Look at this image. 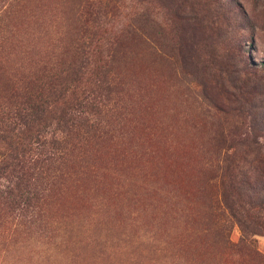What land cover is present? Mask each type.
Returning a JSON list of instances; mask_svg holds the SVG:
<instances>
[{"label": "rangeland", "instance_id": "1", "mask_svg": "<svg viewBox=\"0 0 264 264\" xmlns=\"http://www.w3.org/2000/svg\"><path fill=\"white\" fill-rule=\"evenodd\" d=\"M37 103L60 149L0 264H264L227 208L264 222V0H0V129Z\"/></svg>", "mask_w": 264, "mask_h": 264}, {"label": "trees", "instance_id": "2", "mask_svg": "<svg viewBox=\"0 0 264 264\" xmlns=\"http://www.w3.org/2000/svg\"><path fill=\"white\" fill-rule=\"evenodd\" d=\"M96 55L98 56V52H96ZM97 73V67L95 66L89 74L90 76H96ZM54 94L58 93L55 91ZM89 97L91 101H94L98 97L97 91H90ZM45 114L46 108L43 103H37V106L34 107L31 114H29L30 118L28 116L29 122H22V125L26 126L28 131V135L25 138L26 142H21L19 140L15 141L7 127H2L0 129L1 141L7 144H11L13 141L15 143L14 147L9 148L12 153L0 161V202L10 208L24 206L26 208L33 207L42 198L37 188L39 187L43 191L45 190V188H43L44 181L41 180H45L46 177L37 179L30 175L27 170L28 167H30L27 155L31 151H40V155L44 153L41 173H45L47 170L44 169V166L53 159L60 149V143L57 139L48 143L47 139H45L44 132L32 128L33 124H39L44 120ZM76 118L77 117H72L70 121H74ZM47 146H50V151L46 150ZM52 161H54V159ZM227 208L233 217L237 219L242 236L258 235L260 230L257 229H264L263 218L259 214L251 213L245 206L240 205L239 208H235V204L230 202L227 203ZM240 211H242V213Z\"/></svg>", "mask_w": 264, "mask_h": 264}]
</instances>
